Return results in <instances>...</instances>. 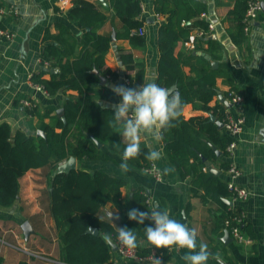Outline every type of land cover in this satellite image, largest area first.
Listing matches in <instances>:
<instances>
[{
    "label": "crops",
    "instance_id": "obj_1",
    "mask_svg": "<svg viewBox=\"0 0 264 264\" xmlns=\"http://www.w3.org/2000/svg\"><path fill=\"white\" fill-rule=\"evenodd\" d=\"M1 1L5 2V8L14 5L19 14L18 19L13 22L8 20L6 13L0 14L5 29L15 33L12 41L0 39V123H9L13 132L23 130L28 134L38 135V131L42 130L41 124L50 126L54 122V115L63 117L64 112L59 114L58 110H64L68 99L73 100L80 96L74 89L61 90L55 95L47 96L32 86L31 75L44 71L42 77L50 79L53 73L46 69L56 68L60 72L59 68L42 62L46 45L53 42L52 38L47 42L45 37L48 34L58 35L60 33L58 24H63L68 28L70 38L58 45L69 49L75 41H81L85 29L69 17L75 0H69L70 5L63 10L60 9L58 0ZM87 1L96 4L98 9L107 15V19L96 27L97 33L108 36L111 40L110 48L105 55V64L117 76L107 81V84L129 87L126 79L135 75L142 78L143 82L150 80L157 83L161 57L159 30L168 16L157 12L156 0H140L141 12L138 19L142 23L141 27L145 29L144 45H135L124 35V23L113 11L110 0ZM197 1L204 3L207 10L196 20L206 21L208 25L213 23L215 26L207 31L200 49H189L185 40H181L175 47V55L186 60L184 70L188 74L191 64L195 63L189 58L192 50L197 55L207 56L211 68L220 71L216 79L218 92L209 104L211 107L217 102L225 104L220 100V96L229 101V93L232 90L244 95L245 123L234 153L225 154L223 149L212 144L217 157L207 160L206 168L207 171L220 176L223 182H234L249 191L246 199L234 201L231 195L224 197V201L230 207H237L240 210L242 233L251 241L246 243L237 241L219 218L220 204L209 197L206 201L203 200L200 195L205 192L202 189H198V194L194 193L192 177L182 176L168 160L164 151L163 136L159 143L150 136L142 137L141 142L149 149L155 148L162 153V159L154 162L163 172L162 180H156L145 168L135 167L129 162V171L122 172L119 168L123 162L122 156L110 152L106 147L105 150L111 155L109 160L77 159V168L88 171L101 170L125 181L121 188L122 200L125 203L124 211L108 202L99 213L102 218L109 219L107 213L118 210L115 215H118L119 219L113 221L115 224L109 219L116 228L129 219L127 216L129 210L141 209L135 198L136 193H143L150 197L152 205L159 203L162 209L170 210L172 218L194 227L198 232V238L208 245L213 255L217 252L220 254L223 264L234 262L264 264V0L261 12L252 23L249 33L246 34L244 31L245 38L242 41L239 22L236 16L232 15L241 0ZM199 30L201 29L195 28L191 33H198ZM209 38L217 41L219 48L211 49ZM74 50L77 54L81 53L82 45L76 46ZM75 57L73 54L70 59L73 60ZM25 98L36 103L40 114L30 112V108L22 103ZM102 103L110 107L114 104ZM49 106L55 110L51 115H44ZM183 114L186 119L199 117L216 121L221 133L227 134L224 119L217 120L211 111L189 103L185 106ZM219 122L223 123L221 127ZM56 130L61 131L60 128ZM87 137L88 134L83 131L81 125L75 124L66 138V144L68 147L79 146ZM121 140L123 141L122 136ZM226 162L229 166L235 164L240 174L233 177L228 171L229 166H224ZM51 171L49 166L29 170L20 178L19 199L12 206L0 205V256L4 258V264H17L21 261H27L29 264H63L58 231L51 213V187L48 184ZM145 206L146 203L143 209L147 212L148 208ZM25 221H29L34 230L28 239L22 229ZM248 230L253 234L251 235ZM227 234L230 236L229 239L225 238ZM142 244L149 245L146 240L142 241ZM187 252V249L171 247L169 248L171 258L163 261V264H186L182 257ZM108 264L153 263L128 260L114 250Z\"/></svg>",
    "mask_w": 264,
    "mask_h": 264
},
{
    "label": "trees",
    "instance_id": "obj_2",
    "mask_svg": "<svg viewBox=\"0 0 264 264\" xmlns=\"http://www.w3.org/2000/svg\"><path fill=\"white\" fill-rule=\"evenodd\" d=\"M247 3L248 0L239 1L237 9L232 12L242 31L241 41L245 38L243 18ZM110 4L124 23V35L130 38L133 44L144 45L145 36L131 33L132 30L142 26L138 19L141 12L140 0H110ZM5 5V2L0 0V14ZM156 10L168 16L159 30L161 57L157 83L166 88L176 85V90L180 92L185 105L193 103L196 107L211 111L217 120L224 119L227 109L225 104L217 102L214 107L209 105L218 92L216 79L220 71L211 68L207 56L197 55L192 50L189 58L195 63L191 64L188 74L184 70L186 60L175 55L177 43L188 39L193 29L209 30L206 21L196 20L207 10V6L197 0H156ZM5 13L11 22L18 19V15ZM69 17L85 29L81 41H75L69 49L61 48L58 44L65 43L70 35L68 28L59 23L60 33L56 36L48 34L45 37L47 42L50 38L53 42L46 45L42 62L43 64L49 62L51 67L59 68L60 72L51 74L50 79H44L42 77L44 71H41L33 74L31 80L41 83L50 95H55L61 90L74 89L80 93V96L65 102V121L61 116L54 115L53 124L50 126L41 124L46 136L28 134L23 130L13 132L9 123H0L1 206H12L19 199L20 178L31 169L49 166L54 171L58 164L71 156H75L79 161L109 160L111 155L105 147L121 156L125 148V143L121 140V129L107 123L113 114L111 107L102 103L119 101V96H116L107 84V81L117 76L105 64V55L110 48L111 40L96 31L97 25L104 22L107 15L90 1L75 0L69 11ZM5 28L4 21L0 19V29ZM206 36L204 34L198 37L197 50L200 49ZM208 42L211 49L219 48L218 42L212 38H209ZM78 45H82L83 51L77 54L74 49ZM73 54L76 57L72 60L70 56ZM102 78L106 79V83H101ZM129 81V87L134 88L139 86L143 79L135 75L129 77ZM54 110V107L49 106L44 115H51ZM30 112L40 114L36 106L31 108ZM75 124H80L88 137L79 146L68 147L66 138ZM57 128L61 131H57ZM162 136L164 151L172 166L179 170L182 176L192 177L195 194H198V189H202L205 192L200 195L203 200L206 201L209 197L220 204L219 218L224 224L226 220H231L230 224L225 226L230 233L233 225L237 223L233 218L240 217V210L237 207H230L224 201V197L232 195L228 183L223 182L220 176L211 171H204L203 168L206 167L207 160L217 157L212 144L223 149L227 154L226 148L231 137L228 133L224 135L221 133L216 121L199 117L186 119L184 114L173 121L172 127L164 130ZM93 139L101 142L102 146ZM148 151L150 149L141 144V154L128 162L138 168L148 167L152 163L145 159ZM224 166L228 167L229 163H224ZM52 171L48 178V184L53 188L50 193L51 213L58 231L63 264H108L114 252L112 245H108L100 234L89 232V228H98L101 234L110 233L113 242L115 241L118 229L99 213L108 202H112L120 211H124L125 203L122 200L121 188L125 185V181L101 170L88 171L77 168L69 173L57 174L55 177ZM135 199L136 203L140 204L139 210L145 212L143 206L146 196L143 193H136ZM149 225L154 226V223L146 220L144 225H140L128 219L122 222L120 227L127 226L136 230L139 245L137 250L140 254H150L156 250L162 253L163 261H168L171 258L169 249H156L152 245L142 244V241L146 240L143 228ZM199 241L201 240L198 238ZM0 264H4L2 256H0ZM17 264L29 263L21 261ZM208 264H217V262L215 259H210Z\"/></svg>",
    "mask_w": 264,
    "mask_h": 264
},
{
    "label": "clouds",
    "instance_id": "obj_3",
    "mask_svg": "<svg viewBox=\"0 0 264 264\" xmlns=\"http://www.w3.org/2000/svg\"><path fill=\"white\" fill-rule=\"evenodd\" d=\"M108 87L116 96L121 97L118 103L111 105L113 114L107 123L121 129L120 135L125 142V148L122 153L123 162L119 168L122 172H127L128 161L141 154L142 137L150 136L159 143L162 140V132L172 127L173 121L183 115L186 105L178 90L163 87L155 81H145L134 88L116 84ZM145 159L150 162L159 161L162 159V153L151 148L145 154ZM148 209L149 211L144 212L133 208L128 211L127 216L140 225H144L146 220L154 222V226L143 228L149 244L156 249H187V254L182 257L186 264H208L210 259H215L217 264H223L218 252L213 255L205 242H198V232L194 227L172 218L170 210L162 209L159 203H154ZM117 211L111 210L107 213L112 222L119 219V216L115 215ZM117 228L116 240L121 245L128 249H136L139 246L136 230L127 226ZM89 231L96 233L92 228H89ZM98 234L108 245L113 244L110 233ZM153 264H163L162 257H154Z\"/></svg>",
    "mask_w": 264,
    "mask_h": 264
},
{
    "label": "built area",
    "instance_id": "obj_4",
    "mask_svg": "<svg viewBox=\"0 0 264 264\" xmlns=\"http://www.w3.org/2000/svg\"><path fill=\"white\" fill-rule=\"evenodd\" d=\"M59 7L60 9H66L70 5L69 0H58ZM263 8V0H248L247 3V9L245 12V16L243 18V24H244V31L246 34L249 33L251 30V25L255 21V19L258 17L259 13L261 12ZM1 12H9L13 13L15 15L19 14L18 9L12 5L9 8H2ZM213 23H209L208 27L209 30L214 28ZM133 33H136L138 35H145V29L143 27H140L138 29H134L132 31ZM207 31L204 30H199L198 33H191L188 37V39L185 40V44L189 49H195L197 47V44L199 42L198 37L201 35L206 34ZM15 37V33L7 30V29H0V38L6 40V41H12ZM48 65V63H45ZM32 79V75L30 77ZM127 83L129 84L130 81L127 78L126 79ZM32 86L41 91L44 95H50L47 89L38 82H33L31 80ZM244 95L243 93L237 91V90H232L229 93V102L232 104L230 108L226 109L225 113V118H224V128L225 131L228 133V135L231 137V141L227 145L226 151L229 155H232L237 147L238 144V137L241 131L243 130V126L245 123V116H244ZM22 103L29 107L30 109L36 106V103L33 101H30L29 99L25 98L22 100ZM146 172L151 174L156 180H162L163 179V172L159 169V167L152 162L148 167L145 168ZM204 171H207V168H203ZM229 173L233 176L236 177L240 174V170L237 168L235 164H231L228 168ZM228 188L232 192V198L233 200H243L246 199L249 196V191L244 188L236 185L234 182H228ZM147 208L152 206V201L150 197L146 196L145 200ZM149 211V209H148ZM234 221H237L235 225L231 228V235L239 242L241 243H246L250 242L251 239L247 236H245L242 233L241 227H240V222L241 218L240 217H234ZM231 220H226L225 221V226H228L230 224ZM154 223V222H153ZM147 241V240H146ZM117 246V252L125 259L132 260L135 262L139 263H153L154 257H162L161 252H157L156 250L150 254H140L136 249H128L121 245L116 239L113 242ZM151 245V244H149ZM163 261V258H162ZM231 264H243V263H238L234 262Z\"/></svg>",
    "mask_w": 264,
    "mask_h": 264
},
{
    "label": "water",
    "instance_id": "obj_5",
    "mask_svg": "<svg viewBox=\"0 0 264 264\" xmlns=\"http://www.w3.org/2000/svg\"><path fill=\"white\" fill-rule=\"evenodd\" d=\"M114 38H115V36H114ZM46 70L50 71L51 73L59 72V70L56 69V68L46 69ZM101 83H106V79L102 78L101 79ZM176 88H177L176 85H173V86L169 87V89H172L174 91L176 90ZM220 100L222 102H224L228 108H230L232 106V104L229 101H227L226 99H224L221 96H220ZM63 112H64L63 109H59L58 110L59 114H61ZM62 119L65 121V117L64 116L62 117ZM219 125L221 127V125H223V123L219 122ZM38 135L46 136V133L43 130H39L38 131ZM96 142L98 143L99 146H102L101 142H99L98 140H96ZM75 169H77V158L75 156H71V157H69V159H67V160L61 162L60 164H58V166L55 168V170L53 172V177H55L57 174H60V173H69L70 171L75 170ZM52 190H53V188H50V191H52ZM22 229H23L24 234H25L27 239L29 238L30 234L33 233V231H34L29 221H25L22 224ZM92 229H94L96 231V233H94V234H98L99 233V229L98 228L92 227ZM225 238L229 239L230 238L229 234H227L225 236ZM112 247H113V250H117V246H116L115 243L112 244Z\"/></svg>",
    "mask_w": 264,
    "mask_h": 264
}]
</instances>
